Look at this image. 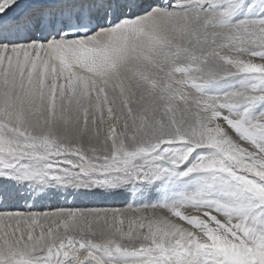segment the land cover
Listing matches in <instances>:
<instances>
[{"label":"snow or ice","instance_id":"1","mask_svg":"<svg viewBox=\"0 0 264 264\" xmlns=\"http://www.w3.org/2000/svg\"><path fill=\"white\" fill-rule=\"evenodd\" d=\"M0 264H264V0H0Z\"/></svg>","mask_w":264,"mask_h":264},{"label":"bare ground","instance_id":"2","mask_svg":"<svg viewBox=\"0 0 264 264\" xmlns=\"http://www.w3.org/2000/svg\"><path fill=\"white\" fill-rule=\"evenodd\" d=\"M88 197H92V196H88ZM87 198V197H86ZM63 199V200H62ZM81 197L75 199V200H71L69 199L67 201L68 204H75L77 203V206H94V205H115V206H122L125 201H126V197L124 196H118V197H112V198H106V197H102V196H95V197H92L91 199L95 200L94 202H91V199L89 200L90 202L88 203H82L80 201ZM100 200H104V203ZM48 201L47 199L44 200V201H41L37 206L41 205L42 202H46ZM49 203H55L51 206V208H55L57 206H64L66 203V201H64V198L63 197H57V199L55 200H50ZM36 206V207H37ZM48 208V207H47ZM40 209V208H39ZM45 210H47L45 208Z\"/></svg>","mask_w":264,"mask_h":264},{"label":"rangeland","instance_id":"3","mask_svg":"<svg viewBox=\"0 0 264 264\" xmlns=\"http://www.w3.org/2000/svg\"><path fill=\"white\" fill-rule=\"evenodd\" d=\"M92 197H81V199H80V201L82 202V203H89L90 201V199H91ZM55 200V199H57V197H51V198H48L47 200L48 201H46V202H42V204L41 205H39V206H37V210H40V209H43V210H45V208L48 210L49 208H51V206L53 205V204H55V203H49V201L50 200ZM63 200V199H62ZM64 201H65V199H64ZM95 200H93V199H91V202H94ZM100 201H102L103 203H104V200H100ZM96 202V201H95ZM67 203V202H66ZM66 203H64V204H66ZM76 205H77V203H76ZM48 207V208H47ZM40 208V209H39Z\"/></svg>","mask_w":264,"mask_h":264}]
</instances>
